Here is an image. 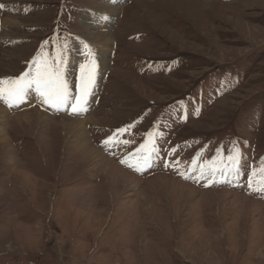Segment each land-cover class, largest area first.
<instances>
[{"label": "rangeland", "instance_id": "374dc122", "mask_svg": "<svg viewBox=\"0 0 264 264\" xmlns=\"http://www.w3.org/2000/svg\"><path fill=\"white\" fill-rule=\"evenodd\" d=\"M105 4L0 0V79L43 55L73 96L93 60L98 84L85 150L57 121L71 110L0 103L56 120L7 123L0 264H264V0L110 2L106 68ZM153 145L142 173L121 163Z\"/></svg>", "mask_w": 264, "mask_h": 264}, {"label": "snow or ice", "instance_id": "6c2138e0", "mask_svg": "<svg viewBox=\"0 0 264 264\" xmlns=\"http://www.w3.org/2000/svg\"><path fill=\"white\" fill-rule=\"evenodd\" d=\"M114 2L115 0H113ZM0 7L3 6L0 5ZM104 19H107V17H104ZM62 63V59L50 62L47 57L42 55L33 61L34 71H26L15 78L0 79V102H3L9 108L19 106L25 102L29 92L32 91L43 105H47L56 112L67 111L68 109L76 115L87 112L88 97L92 95V87L95 83V61L93 60L92 67L86 74L83 72L84 66L81 65L82 75L78 85V95L75 96L69 90L64 69L60 66ZM109 142V140L104 141L105 146ZM155 151L156 148L153 145L142 157L137 159L135 164L127 163L124 160L121 163H126L128 167L142 173L152 166L151 153ZM228 158L239 168V161L242 157L238 152L230 154ZM201 175H203V171ZM249 186H251V180Z\"/></svg>", "mask_w": 264, "mask_h": 264}, {"label": "bare ground", "instance_id": "6f19581e", "mask_svg": "<svg viewBox=\"0 0 264 264\" xmlns=\"http://www.w3.org/2000/svg\"><path fill=\"white\" fill-rule=\"evenodd\" d=\"M105 1H107L108 4H105L101 7H99L98 13L97 12H90V14H92L94 16H96V14H97L101 18L100 26L103 30H105L104 35H101L100 36L101 38L96 40V43H97L96 49H97V52L100 56L99 58H101V60H102V63H103L102 67H105V64H106L105 62L107 61L108 55L111 52L110 46L113 44V39L111 36V31H110V27H112V23H110V21L113 22L119 13V9L117 7H114L112 4L109 5L110 2L113 3V0H105ZM119 1H127V0H115V2L113 4H117ZM104 17H107V19H104ZM84 18L86 21L88 18L87 14H85ZM14 20L13 19H7V22L5 20L4 21L1 20L2 21L1 22L2 27L8 26L9 24L11 25V24H18L19 23V22L17 23L16 20H15L16 21L15 22ZM97 87H98V84H95L94 88L92 89V95L88 97V108H90L91 105L94 103L93 101L96 100V99L92 98V96L96 92ZM33 99H38V98L34 92L30 91L27 99L25 100L24 103H22V104H26V105H23L22 107H26V106L30 105L32 103ZM45 106L47 108H49L47 105H45ZM15 107H16V109H20L19 107H21V104L19 106H15ZM27 109L28 108L23 109V110H27ZM61 111H66V110H61ZM67 111H70V109H68ZM32 115H34L35 117H33ZM85 115H86V112L83 114H80V115H76L75 117H73V119H69L70 117L67 118L64 116H63V119H57V121L61 122V124H59V126H63V128L68 129L69 132L71 133L70 137L73 138L72 143L74 145H80L79 149H81V150H85L86 147H88V148L90 147V145L88 143L89 142V140H88L89 135L87 132V125L89 123L92 125L93 124L98 125L97 124L98 120H96L95 117L90 118L88 116L86 117ZM34 120L35 121L38 120L44 129L46 128V125H47V124L44 125L45 122H50L49 125H51V124L55 125L54 121H56V120L51 121V119L49 117L43 116L41 113H39L36 110L15 113L14 115L9 116V112H7L5 109H3L0 106V141L6 142L9 140L8 138H6V132L9 129V126L7 125V123L10 122V123L17 124L19 126H24V125L32 124ZM113 146H116V145L114 144ZM94 152L98 153L99 151L94 150ZM107 172L109 173V170H107Z\"/></svg>", "mask_w": 264, "mask_h": 264}]
</instances>
